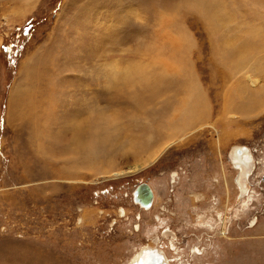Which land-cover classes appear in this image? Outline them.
<instances>
[{"label":"rangeland","instance_id":"374dc122","mask_svg":"<svg viewBox=\"0 0 264 264\" xmlns=\"http://www.w3.org/2000/svg\"><path fill=\"white\" fill-rule=\"evenodd\" d=\"M95 118L92 152L76 122ZM235 145L253 155L244 207ZM144 245L264 264V0H0V264H128Z\"/></svg>","mask_w":264,"mask_h":264},{"label":"flooded vegetation","instance_id":"af4514ba","mask_svg":"<svg viewBox=\"0 0 264 264\" xmlns=\"http://www.w3.org/2000/svg\"><path fill=\"white\" fill-rule=\"evenodd\" d=\"M242 145H235L234 147H233V149H232V152H231V161L233 162V164H234V167H235V169H237L238 170V172H237V174H236V176H235V181H236V184H237V186H238V189H239V193H240V196L239 197H243L242 199H241V205H242V207H244L245 205H248V200H249V197H253V192L251 191V190H249V188H247V186H245V184H244V181L242 182L241 180H240V178L242 179H249V175H250V170L252 169V159H253V155H252V150H250V149H248V151H245V150H243V151H241L240 152V154H236L235 153V150H236V148L237 147H241ZM246 148V147H245ZM247 149V148H246ZM248 159H247V158ZM251 163V167H248V166H246L248 163ZM248 167V168H247ZM172 183H174V181H172ZM136 187V186H135ZM150 187H151V189H152V192H153V199H152V203H151V206L149 207V208H151L152 206H153V204H154V202L155 201H157L158 200V196H157V191L154 189V187L153 186H151L150 185ZM134 190V189H133ZM171 191H173V189L171 190ZM133 192V191H132ZM199 196H198V195ZM195 195H196V199H195ZM191 199L192 200H196V201H202V200H204L205 198V195L203 194V193H193L192 195H191ZM247 197V198H246ZM132 198H133V196H132ZM213 199V198H212ZM215 201V198H214V200H212V202H214ZM135 202V201H134ZM245 202V203H244ZM139 207V210L140 211H146V210H148L149 208H147V207H143L142 205H140L138 202H135ZM165 204H167V201H165ZM136 205V206H137ZM227 207H228V205H227ZM226 207V208H227ZM238 205L236 206V208H235V213H237V211H238ZM162 210L164 211V212H168V213H170V214H174L172 211H170L165 205H163L162 206ZM118 214H119V216L120 217H123L124 215H125V210L123 209V208H120L119 209V212H118ZM217 214H219V213H217ZM137 219L139 218V215H137V217H136ZM155 220L159 223V224H162L163 225V219L162 218H160V216L159 215H156L155 216ZM197 220L199 221V224L201 223V225H205L206 223L204 222V220H202L201 219V216H200V214H197ZM117 222V221H116ZM115 222V223H116ZM256 222H257V218L256 217H252L251 218V222H250V226H254L255 224H256ZM202 223H204V224H202ZM209 226H211L210 224H209ZM163 232H170V230H169V228H165L164 230H163ZM220 234L221 235H225V231H224V229L223 230H221L220 231ZM170 244H171V246H174V243L171 241L170 242ZM145 246V245H144ZM149 246H152V247H154L153 245H149ZM175 248V247H174ZM161 250V249H160ZM162 251V250H161ZM191 252L193 253V254H200L201 253V250H200V248L199 247H197V246H193L192 247V250H191ZM166 256V255H165ZM166 258H167V260H168V257L166 256ZM168 262L170 263V260H168ZM171 264V263H170Z\"/></svg>","mask_w":264,"mask_h":264},{"label":"bare ground","instance_id":"6f19581e","mask_svg":"<svg viewBox=\"0 0 264 264\" xmlns=\"http://www.w3.org/2000/svg\"><path fill=\"white\" fill-rule=\"evenodd\" d=\"M25 70V69H24ZM135 71V70H134ZM133 71V72H134ZM26 72H28L29 73V75H33V73H34V70H33V68H30L29 70H27ZM26 72H25V75H26ZM135 75H137L136 73H134ZM142 76V75H141ZM34 77V76H33ZM29 92H30V90H29ZM30 93H25V92H23V91H21L20 93H18V95H16L15 94V96L12 98L11 97V99H10V101H11V104H10V107L12 108L11 110H10V114L12 113V115L13 116H15L16 118H24L25 116H30V110H28V107L27 106H24L23 105V99L24 98H26L25 96H27V98H28V95H29ZM262 98V97H261ZM263 99V98H262ZM259 101H260V98L258 99ZM191 103V102H190ZM193 103H191V105H192ZM27 105V104H26ZM190 105V106H191ZM12 111V112H11ZM183 113L186 115L187 113H188V109H187V107H185L184 109H183ZM31 118V117H30ZM34 118V117H33ZM94 120V119H93ZM95 120H98V119H96L95 118ZM71 122V121H70ZM73 122V121H72ZM75 122V121H74ZM35 123V122H34ZM33 123V124H34ZM79 126H83V127H85L86 128V132L87 133H85V131H84V129H79V128H77V130L76 131H83L85 134H88L89 135V137L91 138V140H90V142L88 141V140H86V141H84V142H86V143H84V142H82V140H75L77 143H81L86 149H88V146L89 147H91V150H92V152H95V149H94V147H92L90 144H91V142H92V139H101V140H99V142L101 143V142H103L104 141V137L102 136V135H100L99 133L100 132H102L103 130H102V126H103V124H101V126L99 127V123H100V120H98V121H95V126L93 127V129H91L90 130V122L89 123H87V121L85 122V120H79L78 122H76ZM71 124V123H70ZM85 124H86V126H85ZM73 125V124H72ZM75 125V124H74ZM36 128V127H35ZM38 128V127H37ZM74 128V127H73ZM75 128V129H76ZM98 128H99V132H98V134H96L97 133V130H98ZM66 129V128H65ZM72 129V128H71ZM102 130V131H101ZM37 131V130H36ZM61 131H63V129L61 130ZM106 131V130H105ZM35 132V131H34ZM42 132V131H41ZM65 132V131H64ZM37 134V133H36ZM76 134H78V132L76 133ZM66 135V134H65ZM71 135V134H70ZM77 136V135H76ZM83 136H84V134H83ZM85 136H87V135H85ZM72 137V136H71ZM79 138V137H78ZM74 139V138H73ZM87 139V138H86ZM53 140H54V138H53ZM82 145H80L81 147H82ZM89 150V149H88ZM88 152V151H87ZM247 158V157H246ZM248 159V158H247ZM136 166H138V165H136ZM198 195V194H197ZM199 196V195H198ZM195 199H196V195H195ZM245 203V202H244ZM218 213V212H217ZM201 224V223H200ZM147 247H151V248H153L152 246H149V245H145V246H142L141 247V249L140 250H138L136 253H135V255L132 257V259L130 260V262L128 263V264H133L134 263V261H136V259H137V257L139 256V254H140V252H141V250L143 249V248H147ZM163 252V251H162ZM164 253V252H163ZM164 256H165V254H164ZM165 258H166V256H165ZM167 259V258H166ZM168 261V260H167Z\"/></svg>","mask_w":264,"mask_h":264},{"label":"water","instance_id":"95a60500","mask_svg":"<svg viewBox=\"0 0 264 264\" xmlns=\"http://www.w3.org/2000/svg\"><path fill=\"white\" fill-rule=\"evenodd\" d=\"M245 147L246 146L244 145H242L241 147H237L235 153L240 154V152L243 150L248 151V147H246L247 149ZM250 165L251 163L249 162L246 166L251 167ZM240 180L242 182L244 181L243 178L242 179L240 178ZM132 196H133V200L135 202H138L143 207L149 208L151 206L153 199V192L150 185L147 182L145 181L139 182L134 188ZM133 264H170V263L165 258L164 253L157 246H154L153 248L151 247L143 248Z\"/></svg>","mask_w":264,"mask_h":264},{"label":"trees","instance_id":"16d2710c","mask_svg":"<svg viewBox=\"0 0 264 264\" xmlns=\"http://www.w3.org/2000/svg\"><path fill=\"white\" fill-rule=\"evenodd\" d=\"M3 48H4V51H7V49L5 47H3Z\"/></svg>","mask_w":264,"mask_h":264},{"label":"clouds","instance_id":"9594fccd","mask_svg":"<svg viewBox=\"0 0 264 264\" xmlns=\"http://www.w3.org/2000/svg\"><path fill=\"white\" fill-rule=\"evenodd\" d=\"M129 98H130V96H129Z\"/></svg>","mask_w":264,"mask_h":264}]
</instances>
